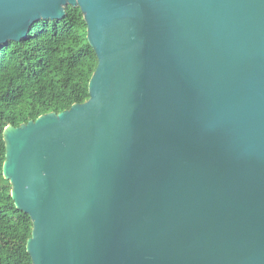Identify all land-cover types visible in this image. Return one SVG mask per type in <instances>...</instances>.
<instances>
[{"label": "water", "instance_id": "obj_1", "mask_svg": "<svg viewBox=\"0 0 264 264\" xmlns=\"http://www.w3.org/2000/svg\"><path fill=\"white\" fill-rule=\"evenodd\" d=\"M67 5L89 98L3 131L32 264H264V0H0V47Z\"/></svg>", "mask_w": 264, "mask_h": 264}, {"label": "trees", "instance_id": "obj_2", "mask_svg": "<svg viewBox=\"0 0 264 264\" xmlns=\"http://www.w3.org/2000/svg\"><path fill=\"white\" fill-rule=\"evenodd\" d=\"M58 20L40 19L25 38L0 47V264H32L26 249L32 221L16 208L3 176L4 128L59 113L89 98L97 56L87 40L78 6H65Z\"/></svg>", "mask_w": 264, "mask_h": 264}]
</instances>
